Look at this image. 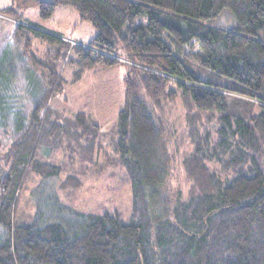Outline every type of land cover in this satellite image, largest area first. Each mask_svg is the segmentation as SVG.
I'll return each instance as SVG.
<instances>
[{
  "label": "trees",
  "instance_id": "obj_1",
  "mask_svg": "<svg viewBox=\"0 0 264 264\" xmlns=\"http://www.w3.org/2000/svg\"><path fill=\"white\" fill-rule=\"evenodd\" d=\"M11 1L0 11L12 26H0V264H264V0ZM61 7L93 27L92 42L71 45L23 14L36 8L49 22ZM225 11L235 26L211 25ZM34 40L45 44L42 58ZM63 60L79 68L72 85L99 67L126 68L111 131L82 112L49 113L67 83L55 64ZM23 61L40 84L26 109L7 107ZM56 153L108 178L123 170L128 219L66 207ZM30 173L42 203L20 224ZM80 186L70 175L58 189Z\"/></svg>",
  "mask_w": 264,
  "mask_h": 264
},
{
  "label": "rangeland",
  "instance_id": "obj_2",
  "mask_svg": "<svg viewBox=\"0 0 264 264\" xmlns=\"http://www.w3.org/2000/svg\"><path fill=\"white\" fill-rule=\"evenodd\" d=\"M11 2V0H0V11L4 10V8L11 7ZM55 12L54 17L49 22H43L40 19L38 9L36 8H29L23 14L25 21L34 25H41L50 34L55 36H60L57 33L64 34L60 37L67 39V42L71 41L69 42L71 45L80 43L70 40L67 36H71L73 40L80 38L81 40L79 39V41L84 45L89 44L95 39L97 32L89 23L80 22L77 11L68 7H61L56 9ZM235 24L234 16L227 11L220 15L217 21L211 23L213 26H221L227 29L233 28ZM74 25H76L75 29L77 30L72 35L67 30L72 29ZM0 26H4L6 30L12 28L10 24L2 21H0ZM29 27L31 26L29 25ZM25 32L28 33L29 29ZM32 47L35 55L42 58L46 51L45 44L34 40ZM7 55H10V53H7ZM9 60H13L12 55L7 57V61ZM45 60L46 58L44 57L40 61L44 64L49 63L48 61L45 62ZM21 64L16 67L17 71L14 74V79L12 78L14 84L6 90L5 94H2L13 96V98L7 97V107L9 105H14L16 108L24 106V109H26L29 106V94L33 89L32 87H37L40 82L38 81L39 77L29 69L31 64L27 66L26 61L21 62ZM55 64L59 75L62 76V80H65L67 83L64 85L63 92L49 102V113L73 118L79 112H82L90 115L97 126L111 131L117 124V116L125 104L124 79L126 68L124 66L115 69L99 67L95 72H86L81 81L72 85L70 82L74 80L75 71L79 70V68L67 65L66 60L57 61ZM177 105L180 106V100H178ZM186 150H188V145L183 146L181 152ZM56 157L64 159V165L62 166L63 173L60 179H58V184L57 182L55 183L57 184V193H59L60 200L66 207H71L74 211L76 210L86 214L103 215L104 212H117L121 214L122 219H128L132 204L131 190H129L128 181L125 179L123 170L119 169L113 178H108L103 173L92 171V169L91 171H86V167L82 164L76 166L70 165L68 156L65 157L64 155L63 157L61 153H56ZM180 173H178L180 188L183 190L184 195H186L189 187L182 170ZM70 175H75L80 179V189H69L61 192L58 189V185ZM40 185L41 182L38 176L30 173L24 177L21 198L16 212L18 223L21 224L25 220L33 221L35 218L34 209L37 206L36 202L40 201L42 203L40 191L35 192L36 188L40 187ZM53 185L54 183L51 184V186ZM44 186H46V183ZM44 192L48 193V195L51 194L46 188ZM67 215L70 214L67 213ZM66 219H72V215L67 216Z\"/></svg>",
  "mask_w": 264,
  "mask_h": 264
},
{
  "label": "crops",
  "instance_id": "obj_3",
  "mask_svg": "<svg viewBox=\"0 0 264 264\" xmlns=\"http://www.w3.org/2000/svg\"><path fill=\"white\" fill-rule=\"evenodd\" d=\"M65 12H66V13H69L68 11H65ZM84 23H85V22H84ZM82 25H84V24H82ZM35 26L38 27V28L40 27L41 29H43V31L49 33V32L47 31V29H46V28H43L41 25H35ZM75 26H76V25H74L72 29H68L67 32L70 33V34H72V35L75 34V33H76V30H77V29H75ZM54 34H56V33H54ZM57 35L62 36V35H64V34L61 35L60 33H57ZM67 37H68L70 40H72V41H76V42L80 43L81 45H84L82 42L79 41L80 38L77 39V40H73V38H71V36H67ZM80 40H81V39H80ZM85 45H86V44H85Z\"/></svg>",
  "mask_w": 264,
  "mask_h": 264
}]
</instances>
